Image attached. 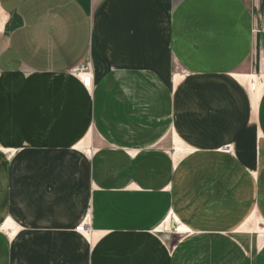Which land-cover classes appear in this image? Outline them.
<instances>
[{"label": "crops", "instance_id": "obj_1", "mask_svg": "<svg viewBox=\"0 0 264 264\" xmlns=\"http://www.w3.org/2000/svg\"><path fill=\"white\" fill-rule=\"evenodd\" d=\"M263 69L264 0H0V264H264Z\"/></svg>", "mask_w": 264, "mask_h": 264}, {"label": "rangeland", "instance_id": "obj_2", "mask_svg": "<svg viewBox=\"0 0 264 264\" xmlns=\"http://www.w3.org/2000/svg\"><path fill=\"white\" fill-rule=\"evenodd\" d=\"M174 70H175L176 74H181V75H184V76L186 75V72H187L186 70H184V68L178 62L174 63ZM263 74H264V72H263ZM179 79H180V77H177L176 78V82L179 81ZM243 80H245V79H243ZM259 80L261 82H263V84H264V77L262 79H259ZM170 145H172L170 147V152H171L170 164L172 162H174V164H175V163L179 162V160L183 157L182 155L185 152H184V149L181 146L179 140L175 141V145H176L177 149H175V147H173L174 145H173L171 140H170ZM228 150L230 151L229 148L226 149V151H228ZM173 154H174V156H172ZM170 168H171V165H170ZM172 170H173V168L170 169L171 172H172ZM168 220H169L168 230L165 231L164 229H162L160 227L159 228V233L162 236V238L165 240V242H167L169 244L170 248L173 249L175 247L174 245H176L177 242H179V240L181 239V237L184 236L187 233V229L184 228L182 225L180 226V224H178L177 220L173 219L171 215H170V218H168ZM248 223H249L248 226L245 227L246 231H252V232H256L257 231L258 233H255V235L259 238V245L261 247L264 246V232H263V229H262L263 224H260L261 222H260V220L258 218H253ZM164 224H166V223H164ZM7 227H10V226H7ZM80 234H86V236L88 235L89 238H91L90 235H92V233L88 229V227H86V231L84 233H80ZM94 238H95V240L98 239L97 237H94Z\"/></svg>", "mask_w": 264, "mask_h": 264}, {"label": "built area", "instance_id": "obj_3", "mask_svg": "<svg viewBox=\"0 0 264 264\" xmlns=\"http://www.w3.org/2000/svg\"><path fill=\"white\" fill-rule=\"evenodd\" d=\"M74 73H76L77 77L81 80L82 85L86 89L89 90L92 87V84H93V77L91 75L92 71H91V67L88 64L86 66L78 67ZM86 227H88V225L83 224V226H78L76 228V231L79 233H84L86 231Z\"/></svg>", "mask_w": 264, "mask_h": 264}, {"label": "bare ground", "instance_id": "obj_4", "mask_svg": "<svg viewBox=\"0 0 264 264\" xmlns=\"http://www.w3.org/2000/svg\"><path fill=\"white\" fill-rule=\"evenodd\" d=\"M91 75H92V74H91ZM92 77H93V75H92ZM93 83H94V79H93ZM92 86H93V84H92ZM91 88H92V87H91ZM91 88H90V89H91ZM253 100H254V105H255V103H256V102H255V97H253ZM176 141H177V140H176ZM228 151H229V150H228ZM81 226H83V225H81Z\"/></svg>", "mask_w": 264, "mask_h": 264}]
</instances>
